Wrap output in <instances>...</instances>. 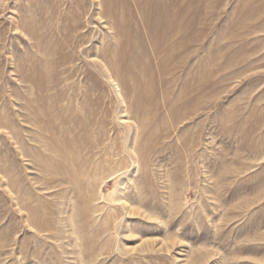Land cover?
I'll use <instances>...</instances> for the list:
<instances>
[{
  "label": "rangeland",
  "instance_id": "374dc122",
  "mask_svg": "<svg viewBox=\"0 0 264 264\" xmlns=\"http://www.w3.org/2000/svg\"><path fill=\"white\" fill-rule=\"evenodd\" d=\"M0 264H264V0H0Z\"/></svg>",
  "mask_w": 264,
  "mask_h": 264
},
{
  "label": "bare ground",
  "instance_id": "6f19581e",
  "mask_svg": "<svg viewBox=\"0 0 264 264\" xmlns=\"http://www.w3.org/2000/svg\"><path fill=\"white\" fill-rule=\"evenodd\" d=\"M25 14H26V13H25ZM128 29H129V28H128ZM153 30H154V29H153ZM124 33H125V32H124ZM139 35H140V34H139ZM159 35H160V34H159ZM156 36H157V35H156ZM146 44H147V43H146ZM31 46H32V45H31ZM164 46H165V45H164ZM175 46H176V45H175ZM176 47H177V46H176ZM179 47H180V46H179ZM177 50H178V49H177ZM177 50H176V51H177ZM161 57H162V56H161ZM39 68H40V67H39ZM24 69H25V68H24ZM107 69H108V68H107ZM137 69H138V68H137ZM112 79H113V78H112ZM192 84H193V83H192ZM192 84H191V85H192Z\"/></svg>",
  "mask_w": 264,
  "mask_h": 264
}]
</instances>
